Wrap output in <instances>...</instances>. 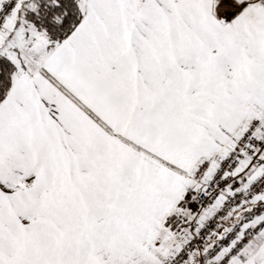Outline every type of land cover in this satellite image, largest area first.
<instances>
[{
	"label": "snow or ice",
	"instance_id": "1",
	"mask_svg": "<svg viewBox=\"0 0 264 264\" xmlns=\"http://www.w3.org/2000/svg\"><path fill=\"white\" fill-rule=\"evenodd\" d=\"M0 264H264V0H0Z\"/></svg>",
	"mask_w": 264,
	"mask_h": 264
}]
</instances>
